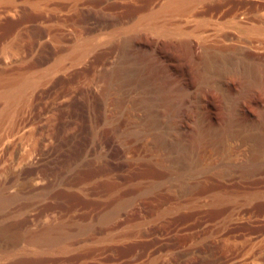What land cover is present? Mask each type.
<instances>
[{
  "label": "rangeland",
  "instance_id": "374dc122",
  "mask_svg": "<svg viewBox=\"0 0 264 264\" xmlns=\"http://www.w3.org/2000/svg\"><path fill=\"white\" fill-rule=\"evenodd\" d=\"M168 1L0 0V264H264V0Z\"/></svg>",
  "mask_w": 264,
  "mask_h": 264
},
{
  "label": "bare ground",
  "instance_id": "6f19581e",
  "mask_svg": "<svg viewBox=\"0 0 264 264\" xmlns=\"http://www.w3.org/2000/svg\"><path fill=\"white\" fill-rule=\"evenodd\" d=\"M168 1V0H167ZM171 1V0H170ZM193 1V0H192ZM191 3V2H190ZM190 4L186 1V0H175V1H171L168 3L165 2V4H163L161 7H159L157 10H156V14H161V13H165V14H168V13H171V12H180V11H185L186 9H189L190 8ZM108 31V30H107ZM105 32V31H104ZM110 32V31H109ZM114 32V31H113ZM108 33V32H107ZM114 34V33H113ZM109 35V34H108ZM113 36V35H112ZM111 36V37H112ZM115 36V35H114ZM113 36V37H114ZM130 37V36H129ZM110 38V37H109ZM124 42V41H123ZM191 43V42H190ZM181 46V45H180ZM23 59H21L22 61ZM207 60V58H206ZM129 61V59L127 60ZM3 65V64H2ZM134 69V68H133ZM129 70V69H128ZM137 70L135 71H132L133 73L136 72ZM131 72V71H130ZM136 74V73H135ZM138 74V73H137ZM148 75V74H147ZM131 76V75H130ZM136 76V75H135ZM134 76V77H135ZM132 77V76H131ZM134 77L131 78L134 80ZM160 77V76H159ZM148 78V77H147ZM204 78V76H203ZM132 82V81H131ZM159 82V81H158ZM258 80L256 78V76L254 74H251L250 77H248V79H246V81L244 82L246 84V86L250 89L254 86H256ZM146 83V82H145ZM186 85H187V82H185V77H179L178 81L177 82H173L172 81V89L174 90L175 89V92L180 96V97H183L185 92L184 91V88H186ZM246 87V88H247ZM187 89V88H186ZM139 105V104H138ZM140 107L142 108H147V104H143L141 103L139 105ZM19 110L16 109V112L14 114H17ZM22 111V110H20ZM88 112L90 113V111L88 110ZM127 112V110H126ZM22 113V112H20ZM19 113V115H20ZM17 115V116H19ZM18 118V117H17ZM21 118V117H20ZM19 120V119H18ZM19 125V124H18ZM133 137H139L140 134L139 132L135 131L133 132L132 134ZM133 138V140L135 139ZM132 139V138H131ZM129 141V140H128ZM143 142V141H142ZM139 143V142H138ZM137 144V143H136ZM144 150L143 152L141 153V156L143 158H145L146 160L148 161H151L153 162L154 164H163V162L165 161V156L164 154H162V152L157 148L158 146H156L155 144L154 145H149L147 146V143H144L142 144ZM59 147V146H58ZM228 149V148H227ZM238 149V145H232L231 146V152H234ZM197 154V153H196ZM205 155L206 156H210V152H205ZM140 157V155H139ZM183 157L187 158V154H184ZM35 159V158H34ZM203 169H207V168H210L209 165H204L202 166ZM251 174V173H250ZM250 174H248V171H243L242 172V177L243 175H245L246 177L247 176H250ZM232 176V175H231ZM226 178V177H225ZM244 178V177H243ZM155 184V183H154ZM150 185V184H149ZM156 185V184H155ZM38 198V197H37ZM9 198L7 197H4V196H0V208L2 206H4L7 202H8ZM12 200H13V196H12ZM10 201V200H9ZM183 205V204H182ZM124 207V206H123ZM121 208V207H120ZM117 215V214H116ZM114 216V215H113ZM47 226V225H46ZM90 229V228H89ZM79 234V233H78ZM71 235V234H70ZM70 237L69 236V233H67L65 231L64 228L62 227H46V228H42V230H40L38 233L34 234V235H30L29 236V243H33V245L35 244L37 247H50L53 243H55L54 245L56 246V242L57 241H60V240H63ZM90 239V238H89ZM18 240V239H17ZM21 240V239H19ZM12 241H14V239H12ZM61 242V241H60ZM58 242V243H60ZM80 242V241H79ZM87 242V241H86ZM17 243V242H16ZM62 243V242H61ZM73 243V242H72ZM13 243H11L12 245ZM15 244V243H14ZM63 245V244H62ZM82 245V243H81ZM53 246V245H52ZM35 247V246H34ZM30 248V247H29ZM52 248V247H50ZM57 248V247H56ZM70 248V247H69ZM22 249V248H21ZM27 249V248H26ZM34 249V248H32ZM37 249V248H35ZM54 249V248H53ZM57 250V249H56ZM69 250V249H68ZM19 251V250H18ZM27 251V250H26ZM61 252V251H60ZM4 253V252H3ZM44 253V252H43Z\"/></svg>",
  "mask_w": 264,
  "mask_h": 264
}]
</instances>
